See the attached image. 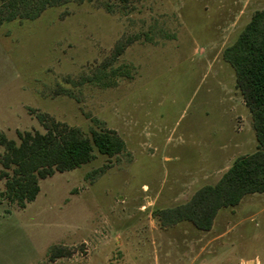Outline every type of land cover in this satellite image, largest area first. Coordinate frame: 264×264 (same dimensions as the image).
I'll use <instances>...</instances> for the list:
<instances>
[{
	"label": "rangeland",
	"instance_id": "obj_1",
	"mask_svg": "<svg viewBox=\"0 0 264 264\" xmlns=\"http://www.w3.org/2000/svg\"><path fill=\"white\" fill-rule=\"evenodd\" d=\"M263 9L264 0H70L3 22L0 133L16 143L17 133H44L45 115L83 137L114 131L124 149L39 181L24 208L0 195V264H264V194L220 210L206 232L153 217L229 168L215 170L213 158L230 138L234 73L222 52ZM120 40L132 42L105 69L109 87L78 85ZM245 137L256 144L254 132ZM52 247L64 256L51 260Z\"/></svg>",
	"mask_w": 264,
	"mask_h": 264
},
{
	"label": "trees",
	"instance_id": "obj_2",
	"mask_svg": "<svg viewBox=\"0 0 264 264\" xmlns=\"http://www.w3.org/2000/svg\"><path fill=\"white\" fill-rule=\"evenodd\" d=\"M69 1L0 0V25L15 19H36L47 8ZM116 1L125 4L128 0ZM131 42L118 41L110 59L100 65V71L93 77H82L78 85L95 83L109 87L102 83L107 78L105 69ZM222 60L233 70L234 88L250 114L257 148L234 160L214 185L201 187L186 203L154 211L153 217L163 228L186 222L199 231H209L220 210L237 206L248 195L264 194V9L253 13L236 40L223 50ZM121 76L128 77L129 73L126 71ZM37 120L45 132L17 133L18 143L0 133V147L4 150L0 158L3 169L0 178L5 179L0 195L18 208L35 200L40 190L39 181L56 172H68L88 164L93 160L94 151L110 158L124 149L123 141L114 131L91 129L89 137H83L78 129L48 116L38 115ZM49 256L53 260L64 253L52 247Z\"/></svg>",
	"mask_w": 264,
	"mask_h": 264
},
{
	"label": "crops",
	"instance_id": "obj_3",
	"mask_svg": "<svg viewBox=\"0 0 264 264\" xmlns=\"http://www.w3.org/2000/svg\"><path fill=\"white\" fill-rule=\"evenodd\" d=\"M216 70H220V76L224 77L223 71L225 70V68L222 67V65H219ZM226 79V81L229 80V88H227L228 93L226 94V97L229 103L228 113L230 114L229 123L227 126V131H229L228 135L230 136V142L227 141L229 144L225 143L220 148H217V155L215 154V156L213 157L218 160L215 170L220 171L226 170L228 167H230L235 159L249 155L253 153L257 148V142L255 144L253 139L250 140L249 137L248 141L245 137L246 133L247 135H250V132H253V130L250 125L249 126L251 129L247 125L249 118L244 111V108L246 107L244 105L242 97L235 91L233 75L231 74L230 76H228L226 72ZM246 151H248V154H244L247 153ZM230 160L231 162L229 163L228 161Z\"/></svg>",
	"mask_w": 264,
	"mask_h": 264
}]
</instances>
